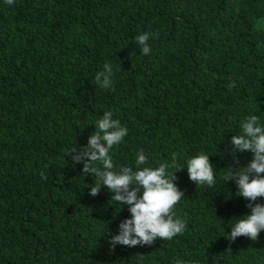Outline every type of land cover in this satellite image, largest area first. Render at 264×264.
Returning <instances> with one entry per match:
<instances>
[{"label":"trees","instance_id":"16d2710c","mask_svg":"<svg viewBox=\"0 0 264 264\" xmlns=\"http://www.w3.org/2000/svg\"><path fill=\"white\" fill-rule=\"evenodd\" d=\"M105 63L108 89L95 83ZM105 111L129 130L111 152L118 167L135 170L139 149L151 167L180 153L184 235L110 244L127 205L107 187L92 197L95 177L70 155ZM251 115L264 125V0H0V264H264V232L225 238L251 211L225 180L253 157L237 165L230 143ZM200 152L214 187L189 179Z\"/></svg>","mask_w":264,"mask_h":264},{"label":"clouds","instance_id":"9594fccd","mask_svg":"<svg viewBox=\"0 0 264 264\" xmlns=\"http://www.w3.org/2000/svg\"><path fill=\"white\" fill-rule=\"evenodd\" d=\"M9 6L15 0H5ZM152 33H143L136 37L144 56L151 53L149 40ZM116 73L113 66L105 63L103 70L97 72L95 83L103 89L113 86ZM236 87L235 82L228 85ZM96 131L88 138L86 147L70 154L74 164H83V173L95 177L90 187V195L96 197L104 187L113 193L111 201L127 205L130 219L119 225V234L111 238L110 244L137 247L152 246L159 238L170 241L186 232V221L176 215V208L184 198V192L177 184V173L184 169L180 164V153L174 152L168 160L159 163L158 167L147 166L149 161L143 149L135 155V170L132 166L118 167L111 155L112 149L124 143L128 136V128L118 119L113 118L111 111H105L96 121ZM232 155L235 163L239 160L237 153H252L253 157L247 166L234 169L229 167L225 180L234 181L237 185V196L248 201L246 205L251 211L241 219H235L230 235L225 236L230 243L238 237H246L258 241L264 232V204L258 199L264 198V125L257 115L246 117L241 122V133L231 138ZM189 179L198 186L214 187L216 184V168L210 156L203 152L186 159ZM41 175L47 177L42 172ZM173 264H185L176 260Z\"/></svg>","mask_w":264,"mask_h":264}]
</instances>
